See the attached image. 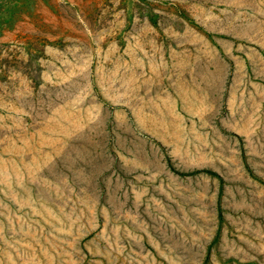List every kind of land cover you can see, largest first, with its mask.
I'll use <instances>...</instances> for the list:
<instances>
[{"label":"rangeland","instance_id":"obj_1","mask_svg":"<svg viewBox=\"0 0 264 264\" xmlns=\"http://www.w3.org/2000/svg\"><path fill=\"white\" fill-rule=\"evenodd\" d=\"M0 264H264V0H0Z\"/></svg>","mask_w":264,"mask_h":264},{"label":"trees","instance_id":"obj_2","mask_svg":"<svg viewBox=\"0 0 264 264\" xmlns=\"http://www.w3.org/2000/svg\"><path fill=\"white\" fill-rule=\"evenodd\" d=\"M197 173H199V171L193 172V173H191V175L197 174ZM205 173L210 174V175H216L214 172H210V171H206Z\"/></svg>","mask_w":264,"mask_h":264}]
</instances>
